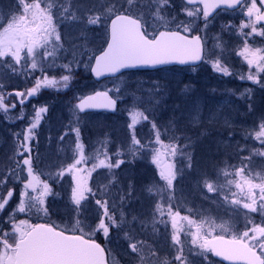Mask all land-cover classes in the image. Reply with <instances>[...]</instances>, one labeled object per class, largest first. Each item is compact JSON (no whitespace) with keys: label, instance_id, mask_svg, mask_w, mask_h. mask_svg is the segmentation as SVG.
<instances>
[{"label":"rangeland","instance_id":"374dc122","mask_svg":"<svg viewBox=\"0 0 264 264\" xmlns=\"http://www.w3.org/2000/svg\"><path fill=\"white\" fill-rule=\"evenodd\" d=\"M29 2H36V0H29ZM15 3L16 0H0V19L9 14L10 10H14ZM39 3L42 8L51 6L50 11L54 13L53 24L61 35L60 43L63 45V50L57 51L56 54L60 53L59 55L63 56L64 54L61 53H67L66 57L71 61L75 59L77 64V58H81L82 67H84V64L88 63L84 59L85 57L88 59L89 56L98 54L105 48L108 37L104 27L87 26L82 34L81 28L84 25L81 21L73 20L65 15L63 17V14H65L64 9L67 8L76 17L81 15L86 17L89 14L100 15L101 13L95 9L109 3V0H39ZM248 4L250 6V0H248ZM174 5L175 7L170 9L169 20L172 15L183 13L177 0H174ZM257 7H260L258 2ZM88 9L94 10L89 13ZM103 10L107 12L106 8ZM185 16L182 20H191L196 28L197 19L195 20L194 16L191 18ZM211 21L209 28L203 32L204 34H201L207 51L205 64L196 71L174 69L165 70L160 75L162 82L171 85L176 97L179 93L180 98L185 102L183 114L179 120L184 131L191 133L188 142L191 146L193 145L191 152L188 153L189 147L186 150L192 157V168L187 167V156L169 154L167 157L168 161L171 164L174 163L177 169H183V177L180 178L178 175L177 182L174 181L175 198L172 201L174 221L167 215V202L162 205L165 209L163 217L155 208V204L161 203L162 200L157 192L163 189L165 182L160 179V169L152 161L146 162V166L143 165V170L147 171L141 173L140 180H135L132 171L127 167L121 166L113 175L115 172L113 169L100 166L93 169L88 164V161L93 164L95 160V165H99L97 160H102V157L105 159L106 154L110 159L106 164H111L110 157L113 155L114 149L121 155L128 150L129 145L134 144L131 139L133 134L140 142H144L153 136L156 137L157 134L161 135L159 129H153L152 125L151 128H145L146 120L136 115L127 119L106 114L83 115L79 113L76 106H71L68 100L59 101L56 104H44L48 111L45 113L47 114L45 118L41 119L40 124H42L39 125V128L42 126V130L31 142L33 156L39 157L38 160H34V164H40L41 173L40 176L38 175L40 180L46 181L42 179L43 174L48 177L47 182L54 192L57 187L61 190L60 195L56 196L59 201L56 199L53 201L55 197L52 196L45 198L44 207L48 211L47 215L43 216L44 218L48 219L49 216L51 218L52 215H55L63 223L58 222L57 225L62 224V229H64L70 227L68 226L69 220L74 221L82 216L83 222L80 223L82 233L90 239L94 238L90 233L96 227L97 205L95 202L87 200L82 203L86 206L78 215L73 211L75 205L71 203V187L74 185L70 177L66 175L61 182H56L51 178L59 172L61 167L67 168L70 164L75 163V160L80 159L81 155L85 159L84 165L88 166L90 170V175L88 173L83 175L88 176L87 184L93 191L97 190L98 183L105 184L106 189H109L107 196L119 200L128 186H133L134 181L140 184L134 197L127 201V204L129 203L128 212L134 211L131 220L133 231L123 235L120 239L111 238L108 240L112 237L110 233L105 240L106 250L113 262L121 260V263L124 264H135L136 260H132L125 254V244L128 243L125 237L129 235H135L134 237L139 239L141 235L152 238L158 234L155 237L157 243L154 245V249H158L155 258L163 255L172 257L175 254L171 247L173 232H176L180 237L184 247L192 246L197 249L196 251L204 253L203 256H197L194 251L190 257L193 264H214L206 243L209 239L218 236L245 242L264 257V231L259 230L262 220L255 223L256 227L251 230L250 235H243L246 225L252 226L249 224L251 222L246 223L245 214L248 215L249 212L243 207V203L248 202L249 194L259 200L260 189L254 185L260 182L257 178L258 175H264V157L256 155L258 151H264V145L255 138V133L259 131L260 118L264 116V89L253 84L252 81L240 79L241 75L247 76L250 71L255 72V68L249 69L244 58L238 55L243 50L244 44V38L238 34L239 26L242 21L248 22V18L243 15L242 10L236 13H220ZM143 23L144 26L146 25V32L152 36L164 28L177 29L175 26H169L165 21L157 20L154 15H146ZM223 25L234 27L230 31H225L222 28ZM187 27L190 28L189 34L198 33L193 31L190 26ZM249 31L250 29H244V32ZM25 32L23 27H18L15 24H9L0 29V35L7 37V46L13 50L18 49L21 38H26ZM13 42H15V46ZM4 44L5 41L0 39V49L4 47ZM249 47L264 48V40L258 36L250 38ZM42 52L43 49L38 50L36 57L38 68L27 76L15 75L8 67L0 64V84L4 85L0 89V96L4 97L5 106L8 109L7 112L0 109V166L7 165L14 155L16 145L13 133L20 132V127L30 126L31 119H34V110L31 108L28 110L24 109L25 107L16 106L13 109L11 105L19 104L14 95L16 91L30 89L34 86L35 78H42V72L38 73L41 70L39 65L43 59L39 53ZM217 59L229 69L232 75L222 76L219 72H213L212 63ZM17 68L21 72L25 71L20 65H17ZM28 69L30 71V62ZM45 75L59 79L63 74L60 73V69L59 72H55L48 68L45 70ZM260 76L264 77V73H260ZM187 80L189 82H186ZM185 82L186 85H184ZM83 84L81 90L84 91V96L93 95L96 91H108L111 94V91L118 90L114 84L92 85L88 82ZM249 88L252 89L251 102L254 105L252 112L248 111V105L240 98V94ZM51 89L60 92L66 90L63 88ZM51 89H41L39 97L44 98L43 102L49 101L48 94L45 93ZM40 102L41 99L37 103ZM39 106L41 105L36 104L35 108ZM21 113H23L22 119L20 118ZM134 116L138 121L135 124L133 123ZM77 128L80 130V148H77L75 131ZM61 136H63V140L60 139ZM165 141L161 138L163 144H169ZM171 143L175 144V141ZM159 147V144L156 147L142 145V148L150 149ZM246 156L251 159L252 164L248 166L245 175L250 176L253 180L248 183L241 180V190L239 191L234 183L229 184L228 181L240 180L234 173L240 167L245 166ZM41 165L43 166L41 167ZM77 167L81 168V164ZM148 171L150 175H148ZM25 172L26 169L22 173ZM226 172L228 175H225ZM206 180H211L218 191L208 193L205 187ZM148 188H152L153 191L149 193ZM233 193L237 195L233 196ZM51 199L52 202H50ZM233 199H239L240 203L231 204ZM143 205L146 210L148 209L147 211L145 209L142 211ZM37 206L30 208L32 216L43 212L38 210L39 206ZM136 209L140 210L139 214L135 213ZM22 215L19 214V216ZM161 218L166 223H159ZM126 224L130 225V221H127ZM198 245H202L203 248L197 247ZM184 251H186L185 248Z\"/></svg>","mask_w":264,"mask_h":264},{"label":"snow or ice","instance_id":"6c2138e0","mask_svg":"<svg viewBox=\"0 0 264 264\" xmlns=\"http://www.w3.org/2000/svg\"><path fill=\"white\" fill-rule=\"evenodd\" d=\"M257 2L264 5V0H250V6L248 0H212L211 6L213 9L221 8L224 6L226 9H236L238 6H242L243 15L248 18V22H241L239 26V35L244 38L243 50L238 53L247 62L249 69L255 68V72L250 71L247 76L241 75L240 79L252 81L253 84L258 85L261 89H264V77L260 76V73H264V48H250L249 39L254 37H260L264 40V9L257 7ZM199 4V0L193 4L192 0H182L181 9L186 12L187 17L191 18L193 16H202L203 28L201 31H205L211 24L210 17L212 13L204 14L200 11V8H195L194 10H189L188 6H194ZM175 7L174 0H109V3L103 4L101 8L95 9L101 14L93 16L91 14L86 17L81 15L76 17L67 8L64 9L66 17H71L73 20L79 19L84 27L81 28V33L85 31L87 26H102L105 28L106 34L112 33L114 22L117 19L128 20L132 19L134 21L144 22L145 16L154 15L157 20L165 21L167 24L175 25L177 29L183 28L185 33L190 32V28L186 26L185 21L180 19L177 15H172L171 19H168L170 15V9ZM51 6L48 8H42L39 0L36 2H29V0H16L14 10H10L9 14L4 15L0 19V29L5 28L6 25L15 24L18 27H23L26 32V38H21L19 41V46L17 50L9 48L7 46V37L0 35V39L5 41L4 47L0 49V64L8 67L11 72L15 75H29L30 72H35L38 68L36 57L38 55V50L43 49L42 62L39 65L41 72L43 73L48 68L55 69L57 67L54 60L49 61V58L55 57L57 51L63 50V45H61V35L57 31L56 26L53 24V15L50 11ZM107 9L104 12L103 9ZM94 9H88L89 13ZM110 21V25H109ZM260 25V27H257ZM146 27V25H145ZM232 25H223L222 28L225 31H230ZM171 29V28H169ZM244 29H250L249 32H244ZM178 34H181L179 30H176ZM204 38L201 35H193L191 38L187 35H182L176 41V47L181 49L184 53L183 58L176 61L180 65L195 64L197 61H201L203 58L201 56L202 43ZM15 46V42H13ZM107 43V47H108ZM106 47V48H107ZM105 50H101V54H94L89 56V62L84 64L85 70H90L91 73L96 77L100 78L106 75H112L120 73L122 69H132L136 68L137 65L134 63L113 66V59L110 58L106 63L102 71L96 70L94 64L96 62L97 56L104 55ZM87 55V53H84ZM8 58V59H5ZM94 60V64L92 61ZM30 62V71L28 65ZM73 63L75 59L68 63L60 65L65 73L59 79L55 77L50 78L48 75H43L42 78H35L34 86L27 91H16L14 93L15 97L19 100L21 105H24L28 99L34 98L38 95L41 89H51V88H69V85L74 79V69ZM17 65L25 71L21 72ZM213 72H219L222 76H230L232 73L227 67H225L219 59L214 60L212 63ZM192 71H196V68H192ZM4 87L0 84V89ZM214 91V90H213ZM252 89H246L240 94V98L248 105V111H254V105L251 102ZM117 100L110 97L108 91H96L94 95H88L81 99L80 103L76 105L81 113L85 109H97L103 108L106 110L116 111ZM13 109L16 108V104L11 105ZM0 109L5 112L8 111L5 106L4 97L0 96ZM48 108L44 105L34 108V119L30 123V126L24 132H14L13 136L15 138V149L14 155L10 158V161L5 166H0V241H14L16 236L31 225L24 224L23 228L21 224L14 223L19 214H25L26 210H30L31 207L39 206L40 211H43L47 215V209L44 207L45 198L52 196L56 197L60 194L53 191L47 181L40 180L39 176L35 174L34 160H38L39 157L33 156V146L32 141L37 137V128L40 125L43 114L47 113ZM136 116L144 120H149L148 116L143 113H137ZM136 116L133 117V123H137ZM20 118H23V113H21ZM261 123L259 125V131L255 133V138L264 145V116H261ZM152 123L151 121H149ZM131 127V125H130ZM157 126L152 123V128L155 129ZM77 138V148H80L79 137L80 130H76ZM63 140V136L60 138ZM132 142L134 144H139L140 141L136 139L133 134ZM177 138L173 136V140ZM156 144L160 147L155 149V154L153 156L152 162L157 165L160 169L159 176L163 180V189L158 190L157 194L161 197L163 201L167 202V215L171 217L174 221L175 217L172 212V201L175 198V185L174 181L177 182V176L183 177V169H177L175 164L172 163L171 167L165 171L164 164L167 162L166 157L169 154L172 156H187V167L192 168V157L185 151V148L179 147L177 144L169 143L167 145L161 142L160 135L157 134L155 137ZM27 154V155H26ZM117 157L120 153H116ZM256 155L264 157V151H258ZM247 164L244 167H240L234 173L236 177H239V181L229 180L228 183H234L236 188L241 190L240 181L243 180L246 183L253 180L250 176H246L245 173L248 171V166L252 164L249 157H245ZM83 161V156L80 159H76L75 163L70 164L67 168L61 167L59 172L55 176L51 177L56 182H61L63 178L67 175L70 177L72 184L71 187V203L75 205L73 211L78 215L81 213L82 208L86 205H82V201H87L89 199V194L94 199L97 205V219L95 221L96 227L92 229L90 235L94 236L97 233H102L105 238L110 235V229L115 225L117 231H124L125 221L123 219V212L117 218L114 213L118 207H122L129 199H132L135 195V189L132 185H129L127 190L123 195L119 197L121 204L117 205L115 198L111 199V203L107 199H102L101 196L106 195V193L94 192L87 184V175H80L83 169L78 168ZM125 161L122 159H117L114 164H106L105 160H100L99 165H93V169L97 166L111 168H120ZM26 169L27 176L24 177L22 172ZM90 175V172L88 173ZM115 175V174H113ZM225 175H228L226 172ZM260 182L255 184L254 187L259 188V200L256 197L248 195L247 201L243 203V207L248 209L249 213H259L262 217L261 224H259V230L264 231V175H258L257 177ZM26 180V182H25ZM22 185L20 191L16 192V186ZM205 187L207 192L218 191L217 187L211 180L205 181ZM39 189V191H38ZM30 190V191H29ZM147 191L151 193L152 188H148ZM30 193H38L37 195H30ZM205 195H207L205 193ZM233 193V196H236ZM211 199V197H209ZM240 203L239 199L231 200V204L237 205ZM14 206V207H13ZM156 210L159 212L160 216L165 215V209L161 203L155 204ZM247 216V213L245 214ZM135 219V218H134ZM19 221H27V219H20ZM251 227L246 225L244 236H248L256 227V224L249 218ZM80 219H77V223H81ZM159 223H166V221L161 218ZM155 226V221H154ZM125 239L128 241L125 244V254L130 256L132 260H139L140 264H152L151 260H146L144 255V245L134 236H126ZM172 245L174 249V256L172 264H193L190 259L192 253L195 251L197 256H203L202 251H196V248L188 249L187 253L184 251V244L180 237L173 232L171 236ZM195 243V242H194ZM197 247L203 248L202 245ZM158 249H151V255L156 256ZM167 264V262H166Z\"/></svg>","mask_w":264,"mask_h":264},{"label":"trees","instance_id":"16d2710c","mask_svg":"<svg viewBox=\"0 0 264 264\" xmlns=\"http://www.w3.org/2000/svg\"><path fill=\"white\" fill-rule=\"evenodd\" d=\"M177 2L179 4V7H181L182 0H177ZM189 10H194V9H189ZM64 15L65 14H63V17ZM185 15H186V12L183 11V13H180L177 16H179L180 19H183L186 17ZM59 17H60V14H59ZM194 17H195V20L197 19L196 28L194 27V23L191 20L185 21L186 26H190L192 30L195 31L196 33L198 32V33L204 34L203 33L204 31L203 32L201 31V29L203 28L202 16H194ZM168 25L175 26V25H170V24ZM163 30L183 31V28L182 27L180 29L164 28ZM190 34L194 35L192 33ZM59 54L60 53H57L55 57L49 58V61L54 60L57 65L55 69L49 68V70L59 72V69H60V73L67 74L60 67V65L70 62L71 59L66 57L67 53H61V54H64L63 56H60ZM77 59H78V64L73 63L74 79L69 85V88L61 92L57 91L56 89H51L49 90V92L45 93L46 95L48 94V97H49L48 102L47 101L46 102L41 101L40 103L35 102L34 105L36 104L50 105V104H56L59 101L68 100L71 106H76L77 102L82 97H84L83 94H85L84 91L81 90L82 85H84L83 83L88 82V84H92V85L98 84L92 79L90 70H85L84 67H82L83 62L81 61V58H77ZM84 59L89 62V60L86 57ZM40 72L41 70L38 73ZM162 72L163 71L131 73V74L123 75L116 79L105 81L103 83L104 84H114V86L118 89L117 91H114V92L111 91L112 96L116 97V99L120 103L119 111L117 114H115V117H120V118L124 117V119H127L128 117L136 115L137 113H143L145 116L149 117V120L145 122V125H144L145 128H148V127L151 128L152 123H155L157 126L156 128L161 131V135H160L161 138L166 140L167 143H171L175 141V144H177L179 147L185 148V151L189 147V150H188V153H189L192 151V148H193V145L191 146L188 142V137L189 135H191V133L189 131L187 132L184 131L185 129L181 127V124H180L181 121L179 120L183 114L185 102L182 100V98H180L181 96L179 95V93H178V96L176 97L175 93L172 90L171 85H169L168 83L162 82L160 78V75ZM42 74L45 75V71ZM186 82H189V81L187 80ZM186 82L184 83V85L187 84ZM40 95H41V92L39 93V96ZM24 109H26V107ZM46 115L47 114H44V118ZM111 116H114V115H111ZM149 121H151L152 123H150ZM173 136H175L177 139L173 140ZM142 145H151V147H154V146L156 147L157 144L155 142V137L153 136V138H150L144 142H140L139 144H132V146L129 145L128 150H126V152L121 154L119 157H117L116 155L117 152L114 149L113 152L111 151L113 153V155L110 157L112 160L111 164H114L117 159L124 160L125 162L121 166L129 168L132 171V174L135 180L137 179L140 180L142 178L141 173L145 171L143 170V165H145L146 162L148 161H152L154 153H155V148L154 149L142 148ZM103 158L104 157H102L101 159L105 160V163H107L109 156L106 154L105 159ZM84 161L85 159H83L82 164H81V169H83V171L80 173V175L90 172L88 166L84 165L83 163ZM97 163H99V159L97 160ZM88 164L91 168H93V165L95 164V160L93 164H90L88 161ZM245 164H247V161L245 162ZM111 169L115 171L114 172L115 174L117 169L119 168H111ZM147 173L148 175H150L149 171ZM139 185L140 184L138 182L134 181L132 187L135 189V191H137V187ZM96 188L97 190H95L94 192H97L98 195H100L101 193H106V195L101 196V198L107 199L111 203L112 197L107 196L109 189H106L105 184L98 183ZM55 199L58 200V197H55L53 201ZM89 199H91V202L92 201L94 202V199L91 196L89 197ZM50 202H52V199L50 200ZM160 202H161V205L166 203V201H163V200H161ZM116 204L117 205L121 204L120 199L116 200ZM128 204L127 202L124 203L123 206L118 207L114 213V216L118 218L121 212H123V219L125 221L124 231H117L114 225L113 228L110 229V233L112 237H110L108 240H111V238L120 239L122 238L123 235H127L133 231V228L131 227V220H132V215L134 211L128 212V207H127ZM144 209L145 207L143 205L142 211H144ZM135 213L139 214L140 210L136 209ZM44 215H45L44 212H41L37 216L32 217L33 222L44 221V223L57 226L58 228H62L63 223L59 220V218L55 217V215H52L51 218L49 216L48 219L44 218L43 217ZM80 217L81 218L79 219L83 222L82 216ZM246 218H247L246 223L248 222L249 218H251V220L254 223H258L259 220H262V217L260 216L259 213H249L246 216ZM69 221L70 223L68 224V226L70 227H65L64 228L65 231L82 233V230L80 229L81 225L80 223H77V220L74 219V221L72 220H69ZM127 221H130V225L126 224ZM58 222L59 223L61 222L62 224L58 226L57 225ZM157 236L158 234H155L152 238H150L148 236L141 235V237L138 239L146 247V249H144L145 259L151 260L152 264H166V262L167 264H172L174 255H172V257L170 256L166 257L165 255H163L161 257L158 256L157 258H155L157 254L155 257L151 255V249H154V245L157 243L155 239V237ZM93 239L98 241L100 244L106 247V241H105L106 238L103 236L102 233H97L96 235H94ZM184 248L186 249V251H188V249L194 248V247L185 246ZM109 260L111 264H124V263H121L122 262L121 260H117L115 262H113L111 259ZM213 263L218 264L215 261H213ZM135 264H140L138 259L135 261Z\"/></svg>","mask_w":264,"mask_h":264},{"label":"water","instance_id":"95a60500","mask_svg":"<svg viewBox=\"0 0 264 264\" xmlns=\"http://www.w3.org/2000/svg\"><path fill=\"white\" fill-rule=\"evenodd\" d=\"M192 2L195 4L196 0ZM211 4L212 0H199V4L190 7L200 6L204 14L212 13L210 18H214L224 10L235 12L242 8L238 6L236 9H226L221 6V8L213 9ZM259 5L264 9V5L260 3ZM182 35L185 34H178L176 31H162L154 39H150L145 34L140 21L117 19L114 22L112 33L109 32V46L106 45L104 55L97 56L95 64L93 63L94 67L102 71L110 58L113 59V66L134 63L137 67L122 69L120 73L100 78H96L91 73V77L100 83L132 72L202 66L205 60L204 42L202 43L201 56L203 59L201 61H197L194 65L176 63L184 56L183 51L176 47V41ZM118 108L119 103L117 102L115 112L97 108L85 109L83 113L116 114ZM163 166L167 171L171 164L165 163ZM207 246L211 250L212 257L222 264H264V258L257 251L239 240L219 236L210 239ZM16 258L15 264H110L107 251L100 243L87 240L82 236L68 235L47 225H37L31 230L27 237L19 243Z\"/></svg>","mask_w":264,"mask_h":264},{"label":"flooded vegetation","instance_id":"af4514ba","mask_svg":"<svg viewBox=\"0 0 264 264\" xmlns=\"http://www.w3.org/2000/svg\"><path fill=\"white\" fill-rule=\"evenodd\" d=\"M200 8V7H198ZM24 91H27V90H24ZM39 99H41V101L44 100V98H40L39 95H37L36 97L34 98H30L27 100V102L24 104V105H21L20 103L19 104H16V106L18 107H26V109L29 110V108H31V110H34V108L36 107V105H34V103L36 102H39ZM18 100V99H17ZM19 101V100H18ZM20 107V108H21ZM43 118H44V114H43ZM42 118V119H43ZM31 119V118H30ZM29 119V120H30ZM33 119V118H32ZM31 119V121H32ZM2 120H3V117H2ZM28 120V121H29ZM42 124V123H41ZM27 129V127H20V132H24L25 130ZM42 130V126H40V128L38 127L36 132L37 134L39 133V131ZM40 134V133H39ZM82 164V163H81ZM43 165H41L42 167ZM34 169H35V174L38 176H40V164L39 163H36V165H34ZM43 173V172H42ZM22 175H24V177L27 176V173H22ZM47 176H44L42 174V179H45L47 181ZM26 182V180H25ZM22 185H19V186H16V192L18 193L21 188ZM30 191V190H29ZM60 188L57 187L55 189V192L59 193L60 194ZM30 195H36V193H30ZM91 195L89 194V197ZM89 202H91V199H88ZM85 202V201H82V203ZM32 216L31 213H30V210H26V213L23 214L22 216H19L17 217V219L14 221V223H19L21 224V227L23 228L24 224H28V225H31L30 228H27L25 230H22L15 238L14 241L10 242V241H0V264H15L16 263V257H17V253H18V245L20 242H22L26 237L27 235L31 232V230L37 226V225H49V226H52L53 228H55L56 230H59V231H62V232H66L67 234H71V235H81V236H84L85 238H88L90 239L89 237L83 235L82 233H79V232H67L65 231L64 229L62 228H58L57 226H54V225H51V224H48V223H44V221H40V222H33V219H32ZM20 219H27V221H19Z\"/></svg>","mask_w":264,"mask_h":264}]
</instances>
